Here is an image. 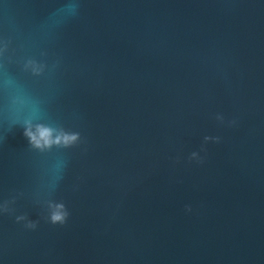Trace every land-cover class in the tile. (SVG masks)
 Returning a JSON list of instances; mask_svg holds the SVG:
<instances>
[{
    "label": "water",
    "instance_id": "obj_1",
    "mask_svg": "<svg viewBox=\"0 0 264 264\" xmlns=\"http://www.w3.org/2000/svg\"><path fill=\"white\" fill-rule=\"evenodd\" d=\"M0 264H264V0H0Z\"/></svg>",
    "mask_w": 264,
    "mask_h": 264
},
{
    "label": "clouds",
    "instance_id": "obj_2",
    "mask_svg": "<svg viewBox=\"0 0 264 264\" xmlns=\"http://www.w3.org/2000/svg\"><path fill=\"white\" fill-rule=\"evenodd\" d=\"M75 5L69 4L67 6L68 10L71 12L75 11ZM28 66L35 74H39L42 71V67L38 65L35 61L29 60ZM34 113H38V108L33 107ZM26 126L24 127V135L27 137L29 143L38 149L44 150L45 148H51L53 145H63L69 146L74 144L79 139V133H68L60 131L58 134L54 135V129L50 126L38 123L35 125L34 130L32 126V121L26 120ZM195 155V154H193ZM68 216V211L63 203L57 204L55 210L50 214V222L53 224L60 223L63 224ZM24 217H17V219H23ZM27 227L35 228L36 222L29 221Z\"/></svg>",
    "mask_w": 264,
    "mask_h": 264
}]
</instances>
